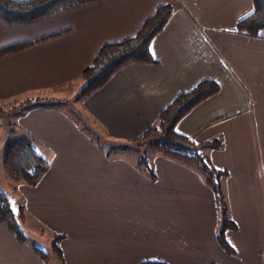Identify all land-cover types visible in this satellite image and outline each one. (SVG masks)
I'll use <instances>...</instances> for the list:
<instances>
[{"label": "crops", "instance_id": "obj_1", "mask_svg": "<svg viewBox=\"0 0 264 264\" xmlns=\"http://www.w3.org/2000/svg\"><path fill=\"white\" fill-rule=\"evenodd\" d=\"M166 1H176L175 7L148 42L156 62L121 65L78 97L79 106L109 135L130 138L153 123L174 95L200 79L215 80L218 91L174 127L199 141L223 137L221 148L204 150L226 170V215L236 227L224 236L233 250L218 244L214 198L200 175L155 156L156 190L151 203L141 205V194L126 185L125 167L131 166L121 159L123 151L106 154L62 108L38 102L80 80L81 67L102 42L131 36ZM252 4L93 0L15 25L0 19V47L55 33L0 54V101L27 103L14 117V139L28 137L49 163L35 184L8 183L5 194L11 207L23 206V227L46 230L50 249L52 237L61 234L62 264H137L144 258L264 264V32L251 37L234 31ZM32 245L16 241L0 223V264H46Z\"/></svg>", "mask_w": 264, "mask_h": 264}, {"label": "trees", "instance_id": "obj_2", "mask_svg": "<svg viewBox=\"0 0 264 264\" xmlns=\"http://www.w3.org/2000/svg\"><path fill=\"white\" fill-rule=\"evenodd\" d=\"M93 0H0V19L6 24H19L34 18H41L47 14H53L57 10L77 6L83 2ZM252 10L246 16L240 18L235 25L234 31L248 36H262L264 32V0H252ZM176 1H166V3L156 5L153 13L144 18L141 26L129 37L121 38L118 41L107 40L98 46L95 54L92 55L89 63L81 67L80 77L82 84L75 91L76 98L83 97L101 86L111 73L126 63L156 62L150 54L149 40L155 35L167 17L174 9ZM55 33H48L45 36L34 38L31 41H22L16 44L0 47V54L21 48L34 41H40ZM218 91V84L215 80L206 77L194 83L188 89L174 95L159 112L155 121L135 136L124 138L118 142L116 147L104 150L107 154L112 150H127L128 141L132 145L145 144L152 147L171 162L179 163L193 170L200 175L205 186H207L214 198V206L218 216V226L215 232L220 247L224 250H233L224 236L226 228L235 229V223L226 215V200L222 178L226 175L225 169L217 168L205 153L204 149L221 148L223 137H210L206 140H195L187 134H182L174 127L175 123L183 116V113L192 108L198 101ZM28 137L14 139L9 142L3 153L2 171L6 180L15 185L17 182L25 184H35L38 178L46 171L49 165L45 157L38 152L35 145ZM145 157L139 156L136 164L144 163ZM13 208L10 200L0 188V223L5 229L10 231L16 241L22 242L25 238L24 230L21 228L23 222V206L19 203ZM61 234L55 233L50 240V251L61 256L58 239ZM33 251L43 260L46 254L37 246H33ZM137 264H168L160 259H141Z\"/></svg>", "mask_w": 264, "mask_h": 264}, {"label": "rangeland", "instance_id": "obj_3", "mask_svg": "<svg viewBox=\"0 0 264 264\" xmlns=\"http://www.w3.org/2000/svg\"><path fill=\"white\" fill-rule=\"evenodd\" d=\"M81 83V79L76 81L74 80L73 83L65 86L64 89L61 88V91L50 93L52 96L39 97L38 102L40 104L52 103L58 108H62L67 114H69L71 119L76 121L78 125H80L81 128L89 134L91 137L90 139H94L96 142L101 144L103 149L102 151L111 149L113 146L115 148V145H117L118 142H122L124 138L119 139L114 137V135H109L104 129L101 128L100 125L91 121V118H89L87 112H85L82 107L79 106L80 100L76 98L74 93L79 88ZM26 104V102L25 104L23 102L12 104L11 102H4L3 100L0 101V188L2 192H6V194L11 192L10 186H7L9 185L8 183H12L6 180L4 171H2V156L7 147L6 145L9 143L8 141L11 142V140L13 141L16 135L18 136L17 133L19 131L16 127H14L15 124L13 125L14 117H17L19 114L24 112ZM124 145H127L128 147L126 148L127 150L123 151L124 157L121 158L119 156H113H115V158L124 159L123 161L127 162L128 165L131 166V168L125 167L126 185L131 184V186L135 187L136 191L132 192V194H136V196L141 194L143 201H145V203H141V205H149L151 203H148L150 201V195L156 190V177L153 175L155 170L153 158L155 156H163L155 152L152 147L145 144L132 145V143L125 141L123 143V146ZM139 156L146 158L144 163L142 162L140 164H136ZM137 174L139 175L137 176ZM12 193L14 194L13 191ZM23 226L24 225L21 224V228L25 233L24 240L30 244L33 243V245L38 246L40 249H42L41 251L45 252L46 264H62L60 262V257H58L56 254H53L49 250V242L47 239L48 233L46 230H44V228L41 229L40 227H37L35 224L31 223L25 227Z\"/></svg>", "mask_w": 264, "mask_h": 264}]
</instances>
